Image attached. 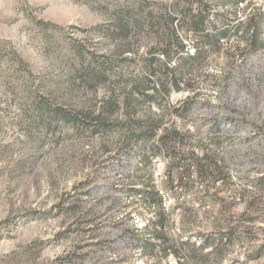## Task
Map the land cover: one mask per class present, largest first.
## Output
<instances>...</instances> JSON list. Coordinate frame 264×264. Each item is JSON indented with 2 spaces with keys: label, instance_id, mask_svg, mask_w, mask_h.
<instances>
[{
  "label": "rangeland",
  "instance_id": "rangeland-1",
  "mask_svg": "<svg viewBox=\"0 0 264 264\" xmlns=\"http://www.w3.org/2000/svg\"><path fill=\"white\" fill-rule=\"evenodd\" d=\"M0 264H264V0H0Z\"/></svg>",
  "mask_w": 264,
  "mask_h": 264
},
{
  "label": "trees",
  "instance_id": "trees-1",
  "mask_svg": "<svg viewBox=\"0 0 264 264\" xmlns=\"http://www.w3.org/2000/svg\"><path fill=\"white\" fill-rule=\"evenodd\" d=\"M243 1V0H241ZM205 24H206V15L204 13H201L199 16H198V19H196L194 25H195V31L196 32H204V27H205ZM207 37V36H206ZM208 38V37H207ZM217 43V42H216ZM199 58H200V53H197L196 56L194 57H191L190 58V61H199ZM167 72L169 73H173L174 72V69H170V68H167ZM172 82L178 87V83L179 81L175 78V77H172ZM162 87L165 89V85L164 83L162 84ZM179 88V87H178Z\"/></svg>",
  "mask_w": 264,
  "mask_h": 264
}]
</instances>
